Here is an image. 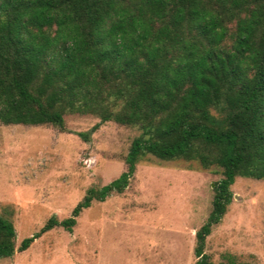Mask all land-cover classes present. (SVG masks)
I'll list each match as a JSON object with an SVG mask.
<instances>
[{
	"label": "trees",
	"instance_id": "1",
	"mask_svg": "<svg viewBox=\"0 0 264 264\" xmlns=\"http://www.w3.org/2000/svg\"><path fill=\"white\" fill-rule=\"evenodd\" d=\"M66 112L141 132L124 171L88 188L70 216L49 218L19 251L56 225L72 230L150 154L221 169L194 264H253L214 263L204 248L235 177L264 179V0H0V122L63 128ZM15 248L13 223L0 214V257Z\"/></svg>",
	"mask_w": 264,
	"mask_h": 264
},
{
	"label": "rangeland",
	"instance_id": "2",
	"mask_svg": "<svg viewBox=\"0 0 264 264\" xmlns=\"http://www.w3.org/2000/svg\"><path fill=\"white\" fill-rule=\"evenodd\" d=\"M63 119V128L0 122V214L12 221L16 246L0 264H194L195 232L211 210L221 169L150 154L123 191L91 200L72 230L56 225L17 249L49 218L70 216L88 188L124 171L141 132L91 113L66 112ZM230 190L204 251L214 263L264 264V179L237 176Z\"/></svg>",
	"mask_w": 264,
	"mask_h": 264
}]
</instances>
